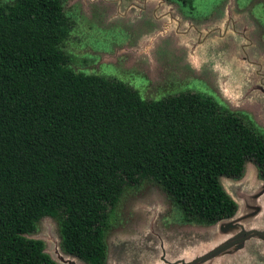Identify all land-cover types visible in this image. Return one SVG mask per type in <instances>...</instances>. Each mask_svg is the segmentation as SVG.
Segmentation results:
<instances>
[{
	"label": "trees",
	"instance_id": "1",
	"mask_svg": "<svg viewBox=\"0 0 264 264\" xmlns=\"http://www.w3.org/2000/svg\"><path fill=\"white\" fill-rule=\"evenodd\" d=\"M70 29L61 0L0 4V264H57L26 236L43 216L58 221L64 252L104 264L105 209L143 180L191 218L232 217L221 177L252 161L264 180L259 128L202 92L145 100L72 69L59 46Z\"/></svg>",
	"mask_w": 264,
	"mask_h": 264
},
{
	"label": "rangeland",
	"instance_id": "2",
	"mask_svg": "<svg viewBox=\"0 0 264 264\" xmlns=\"http://www.w3.org/2000/svg\"><path fill=\"white\" fill-rule=\"evenodd\" d=\"M61 4L71 29L59 46L72 69L121 80L145 100L202 92L264 134V0ZM221 183L238 208L214 222L189 217L151 180L127 185L105 209L104 264H182L240 227L264 231V180L257 166L247 161L241 176H223ZM26 236L42 240L57 264H87L63 251L55 218L43 216ZM226 250L201 264H264V238L257 235Z\"/></svg>",
	"mask_w": 264,
	"mask_h": 264
},
{
	"label": "water",
	"instance_id": "3",
	"mask_svg": "<svg viewBox=\"0 0 264 264\" xmlns=\"http://www.w3.org/2000/svg\"><path fill=\"white\" fill-rule=\"evenodd\" d=\"M230 218V217H229ZM227 219V218H225ZM222 220V219H221ZM251 235H257L261 238H264V231L263 230H258V229H247L244 230L243 228L240 227V230L237 232V235L229 237V239H226L227 241L218 245V246H213L211 249L207 250L206 252L196 255L192 258H188L189 260L184 261L182 264H201L204 261L210 259V258H217L218 256H221L223 253H225V250L229 248L230 246H235L236 243L241 241L243 238ZM227 252V250H226Z\"/></svg>",
	"mask_w": 264,
	"mask_h": 264
}]
</instances>
